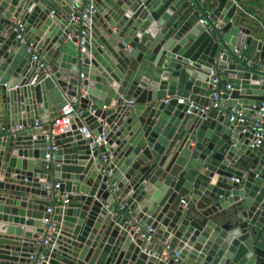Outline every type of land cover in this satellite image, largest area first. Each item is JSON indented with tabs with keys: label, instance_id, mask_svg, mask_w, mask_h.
Instances as JSON below:
<instances>
[{
	"label": "water",
	"instance_id": "95a60500",
	"mask_svg": "<svg viewBox=\"0 0 264 264\" xmlns=\"http://www.w3.org/2000/svg\"><path fill=\"white\" fill-rule=\"evenodd\" d=\"M81 1L0 0V264H264V153L227 118L264 104L246 0H89L83 53L70 36ZM213 68L231 86L218 109ZM76 97L85 119L54 138L45 170L46 134ZM47 183L69 198L52 215ZM46 218L55 231L31 260Z\"/></svg>",
	"mask_w": 264,
	"mask_h": 264
},
{
	"label": "built area",
	"instance_id": "2783aa9c",
	"mask_svg": "<svg viewBox=\"0 0 264 264\" xmlns=\"http://www.w3.org/2000/svg\"><path fill=\"white\" fill-rule=\"evenodd\" d=\"M192 5L194 3L191 2ZM97 13V10L94 5L90 3L89 0H82L79 8L75 11V14L72 16V24L73 28L71 30L70 36H76L78 41L76 43L78 51L83 53L86 51V44L88 43V36H89V25L88 21L90 18ZM200 22H204V19H200ZM14 32L16 33V39L20 44H28V52L32 53V60L39 65V67H44L45 62L43 56L38 52L32 51V44L30 39L27 37L26 34V26L20 22L16 23L14 26ZM252 65L253 62H250ZM210 78L212 80V97L213 102L212 106L214 109H218L219 102L222 100V97L225 93L231 90V86L227 85L221 76L220 71L213 68L210 73ZM170 99H167L165 102L168 103ZM179 104H186L184 99H179ZM191 109H196L201 111L203 114L207 113V108L203 109L195 105L194 103L190 104ZM254 114L250 117L247 116L246 113L243 111H233L227 114V118L230 122L235 123H245L247 122V130L253 134V140L251 142V147L254 149L261 150L264 153V104L259 108H254ZM94 111H91L93 114ZM73 119H80L84 120L83 111L80 109V99L78 97L72 98L68 101L67 105L63 107V109L59 112L57 118L54 119L53 124L50 127L49 132L46 134V140L50 143L47 147L46 155H45V164L44 169L49 170V165L53 161L55 154L57 152V147L54 145L53 140L55 137L64 134L71 126V121ZM44 120H36L33 125L35 128H40L43 126ZM82 132L86 135L87 138L91 137L89 131L86 128L82 129ZM101 139L98 138L95 141V144H100ZM45 191L48 196V200L50 205L47 209V214H53L55 206H56V199L61 195L60 192V184L59 183H47L45 187ZM64 205L69 203V198L66 196L63 199ZM44 225L47 227V234L41 242H38L35 246V253L30 257L31 260H35V258L39 255L40 261L43 260L44 255L42 252L39 254V249H45L49 245L51 240V234L55 231V224L52 222L51 219L46 218L43 220ZM137 231L140 234V237L144 239L147 243L151 241L152 235L149 232L153 230L148 228L147 233H143L140 228H137ZM178 257V254H176Z\"/></svg>",
	"mask_w": 264,
	"mask_h": 264
},
{
	"label": "crops",
	"instance_id": "0c3cea01",
	"mask_svg": "<svg viewBox=\"0 0 264 264\" xmlns=\"http://www.w3.org/2000/svg\"><path fill=\"white\" fill-rule=\"evenodd\" d=\"M254 1L255 0H246V2L248 4H246L245 8L248 11V14H244V19L246 21H248V23H250L254 27V29L257 30V33L259 35L260 40L264 41V0H259L258 2H256L259 4V6H258L259 8L258 9L252 8V11H251L249 9L250 8L249 5L252 4L254 6V4H255ZM197 2L201 6V8L204 10H208V9H210V7L214 6V4L212 3V0H197ZM14 26H15V24H13V29H14ZM40 52L41 51L39 50V53ZM39 167H40L39 163L35 162V168L38 169ZM66 196L67 195H64L61 193V195L59 197H57L56 207H58V205H59V200L61 199L63 201V199ZM169 229H170V227H169ZM40 238L42 240V239H44V236L40 235ZM160 241H161V239H159L158 242H160Z\"/></svg>",
	"mask_w": 264,
	"mask_h": 264
}]
</instances>
